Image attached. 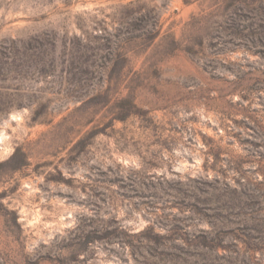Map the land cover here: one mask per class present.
Listing matches in <instances>:
<instances>
[{
	"label": "rangeland",
	"instance_id": "1",
	"mask_svg": "<svg viewBox=\"0 0 264 264\" xmlns=\"http://www.w3.org/2000/svg\"><path fill=\"white\" fill-rule=\"evenodd\" d=\"M0 264H264V0H0Z\"/></svg>",
	"mask_w": 264,
	"mask_h": 264
}]
</instances>
